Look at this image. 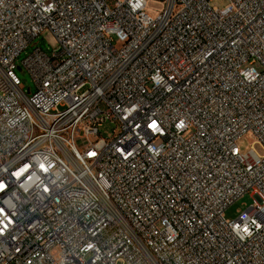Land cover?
<instances>
[{
	"label": "built area",
	"instance_id": "obj_1",
	"mask_svg": "<svg viewBox=\"0 0 264 264\" xmlns=\"http://www.w3.org/2000/svg\"><path fill=\"white\" fill-rule=\"evenodd\" d=\"M211 2L0 0V264H264V0Z\"/></svg>",
	"mask_w": 264,
	"mask_h": 264
},
{
	"label": "rangeland",
	"instance_id": "obj_2",
	"mask_svg": "<svg viewBox=\"0 0 264 264\" xmlns=\"http://www.w3.org/2000/svg\"><path fill=\"white\" fill-rule=\"evenodd\" d=\"M228 4V0H212L211 5L218 7V8H224ZM148 13L156 17L159 12L158 10L161 8L160 5L156 2H149L148 4ZM39 47L46 53H51L53 50L52 45L50 44L48 37L45 34L40 35L36 37L25 49L20 53L19 58L17 59V65H20L22 60L29 54L34 48ZM16 73L21 81V84L23 85V89L25 93L28 94L27 90L29 89L31 92L35 91V85L34 82L30 76V74L20 68H16ZM113 127L112 124L109 122L105 123L103 127L101 128V133L104 137H108L111 131V128ZM250 142H251V136L246 135L244 136L241 140H239L238 145L239 148L246 152L250 148ZM254 201V198L251 196V193H246L243 195L240 199H238L235 203H233L229 208L226 209L225 211V217L227 219H233L237 217V215L244 210L248 205L252 204Z\"/></svg>",
	"mask_w": 264,
	"mask_h": 264
},
{
	"label": "snow or ice",
	"instance_id": "obj_3",
	"mask_svg": "<svg viewBox=\"0 0 264 264\" xmlns=\"http://www.w3.org/2000/svg\"><path fill=\"white\" fill-rule=\"evenodd\" d=\"M150 127H153V128H155L156 127V125L155 124H153V125H150ZM247 229H245V231H246Z\"/></svg>",
	"mask_w": 264,
	"mask_h": 264
}]
</instances>
